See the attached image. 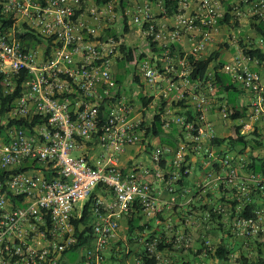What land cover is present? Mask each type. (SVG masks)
<instances>
[{"label":"built area","instance_id":"2783aa9c","mask_svg":"<svg viewBox=\"0 0 264 264\" xmlns=\"http://www.w3.org/2000/svg\"><path fill=\"white\" fill-rule=\"evenodd\" d=\"M117 1L0 0V264H61L78 242L72 219L82 216L85 203L99 185L114 200L95 198L93 242L84 248L83 257L86 264H103L108 248L119 237L121 218L137 210L136 204L145 219L159 223L165 205H175L179 192L189 193L179 181L183 166L191 160L186 162L190 150L211 168L199 187L215 182L225 193L237 188L240 211L252 185L264 189V177L246 170L249 159L245 154L218 153L202 143L219 134L210 118L214 107L228 117V105L215 104L212 72L204 80L189 79L187 56L202 53L221 31L219 22L225 10L217 0H197L190 12L189 0H180L171 27L157 23L149 0H131L127 7L129 23L143 27L145 37L139 53L146 56L125 60L146 85L142 94L149 98L150 86L158 88L170 104L187 99L195 116H171L166 108L164 128L171 129L172 122L179 126L177 147L154 148V171L140 174L123 168V154L142 140L147 126L141 100L122 87L125 80L134 81V75L129 80V75L117 70L125 58L123 40L108 33L122 17ZM253 7L254 13L264 15V2ZM236 10L240 11L238 6ZM149 35L162 53L153 51L149 56ZM183 35L190 36L192 45L182 56L171 45ZM243 58L239 52L221 71L250 94L242 132L257 129L264 133L263 76L244 65ZM118 74L124 76L121 84L116 80ZM11 96L9 109L2 112L3 99ZM167 153L173 159L163 167ZM150 174L152 180L146 178ZM158 182L170 194L168 201L161 200ZM11 195L19 200L13 201ZM229 209L225 201L214 212L228 214ZM263 213L260 209L255 217L236 216L233 232L264 243ZM211 218V212L203 217L205 221ZM186 223L196 226L194 219ZM166 232L143 238L144 250L156 257L157 264H170L160 244L181 251L193 241L192 235L175 232L173 224H168ZM134 264L144 263L136 259Z\"/></svg>","mask_w":264,"mask_h":264},{"label":"crops","instance_id":"0c3cea01","mask_svg":"<svg viewBox=\"0 0 264 264\" xmlns=\"http://www.w3.org/2000/svg\"><path fill=\"white\" fill-rule=\"evenodd\" d=\"M217 1L221 3L222 8L225 7L224 10H228L229 6H234L235 3H238L237 0ZM196 3L197 0H189L190 8L188 12L192 11L195 8L194 6ZM257 5H261V3H257L256 6ZM253 9L254 7L252 6V4L248 6H243V9L240 10L241 14L238 16L240 24L238 28H234L232 31H229L230 24H222L221 31L214 35L213 40L207 45L205 50L202 52V55L204 57H207L214 51L220 49V60L225 63L231 62L236 58V56L239 55V41L243 40V42L245 43L250 41L251 38L257 39L256 43L262 45L264 48V38L262 40L261 37L258 35V32L252 27V23L254 22L252 18L254 16ZM153 12L156 16L157 23H159L160 25L165 24L168 27H171L172 24H174L175 17H160V14L162 13V5L160 3L153 4ZM119 21L120 22H118L117 25L123 26V24H121V21H123L122 17ZM142 30L143 27L141 26L130 25V32L128 33V36L126 38L127 42L134 47H140L133 45L131 42H129V40L132 36L136 38L142 37L145 41V37L143 36ZM175 45H178V47H176L178 52H189L191 49L192 40L189 35H183L180 41L175 42ZM153 51L154 50L149 44V56L153 55ZM242 62L248 68L262 71L264 81V71L258 66V64H256V62L249 61L245 58L242 59ZM148 91L149 97L154 96V101L150 105L149 109H145L143 111V116L146 119L147 127L145 128L144 133L142 135V140L128 147L127 151L122 156L123 168H125V170L127 171L133 170L140 174L155 170L156 167L152 160V152L157 146L167 145L160 144V140L158 137H155L153 135H147L149 127L152 126L156 106L158 105L157 102L159 100L164 99L163 95H161L158 88H152L149 86ZM223 96L224 94L221 95V98ZM238 96L239 101L242 102L243 106H248L250 104L249 93L243 91ZM220 100V96H217L216 102L218 104H220ZM166 102L167 105L170 106H172V104L174 103L173 102L172 104H170L169 99H167ZM175 111H177V108L170 109V115H175ZM210 118L219 133L218 136L225 138L233 133L235 127L234 122L230 118L224 117L215 109V107ZM171 130H167V132L170 133L169 131ZM179 132L180 131L174 134V137L178 143ZM202 143L205 146L212 147V149L214 151H217L218 153L230 152L236 154V152L231 151V148L227 143L218 145L213 141H209L208 139H203ZM236 148V151H240L242 149V146H237ZM190 152V176L185 184L186 187L190 189L189 193L184 195L182 194V192H179V197L175 205H171V207L165 205L166 208H164V210L158 215V218L160 219L159 223L156 221V219L147 220L142 216L139 224L144 226V230L138 232L136 231L137 233H133L132 236L129 234L128 218H121L119 237L108 248L107 260L104 264H115L117 262L115 261L116 258H120L123 261H120V263L117 264H134L136 262L137 255L144 250L143 238L145 236H148L149 234H167L166 227L168 226V224L174 225L175 232H186L187 234L192 235L193 238L189 250L178 251L172 246L166 247L165 252L170 258V264H183V259L184 261L193 260L195 264H240L237 259L242 256L245 249L247 248V240L244 237L234 234L232 230L233 222L235 219V216L233 215L234 211L230 208L228 214L216 215L215 213H213V217L211 219L206 221L203 219L205 215V210L203 208L205 205L210 204L209 208H213L225 201H229V203H231V200L233 199L232 195H234V192L230 191L226 193V195L222 196V193L225 194V191L223 192L222 188L215 182H212L211 184L205 187H199V185H202L206 180L208 173L211 171V168L207 164H204V160L202 161L201 157L197 158L194 154V151L190 150ZM250 153V148H246L243 151V154H245L248 159ZM262 153L264 152L262 151ZM172 159V154H165L163 157V167H168L172 162ZM157 187L160 190L161 200L168 201L170 199V194L164 189L163 184L158 182ZM233 190L235 191V189ZM96 196H100L106 202H112L114 200L113 194H111L107 190H96ZM255 196H258L256 197L258 201L259 199L262 201L260 196H263V193L261 191L257 192ZM186 219L196 220V226H189L186 223ZM197 220H199V225ZM119 242L122 243L121 247ZM250 243L253 245L254 248L255 246L258 247V245L260 244L257 239H250ZM207 245L209 246V249L207 248ZM220 245H226L233 251L228 262L219 261L213 256V253H215V250ZM119 249H123V251H120ZM125 250L126 252H131L129 256H127V258L123 257L124 253L122 252H124ZM245 254H247L246 251ZM65 260H70L68 254L65 255L63 261ZM71 264H83V257H74L73 263Z\"/></svg>","mask_w":264,"mask_h":264},{"label":"trees","instance_id":"16d2710c","mask_svg":"<svg viewBox=\"0 0 264 264\" xmlns=\"http://www.w3.org/2000/svg\"><path fill=\"white\" fill-rule=\"evenodd\" d=\"M149 2L151 3L152 8H153V4L161 3V5L163 7V11L160 14L161 18L174 17L175 14L177 12H179L180 0H149ZM239 2L242 6H245V5L248 6L251 4H252V6H254L257 3H261V5H262L264 0H250L249 3H246L243 0H239ZM117 3H118L119 13L122 14L123 21H121V24H123V26L117 25L114 28H110V29H108V33H111L114 36H116L118 39L123 40V44H122L121 49H122V52H123L125 58L121 59V61H119V63H125L126 64L127 62H125V60L126 61H133L136 58L145 57L146 54L144 52L139 53L140 47L132 46L131 44H129L127 42V39H126L128 36V33L130 32V25H131L129 23L130 17L126 14V9L130 5V3H132V1L131 0H118ZM236 6H238L237 3H235L234 6L231 5L228 7V10H226V13H225L223 19H221L219 22L221 25L226 23V24H230L229 28H238V26L240 24L238 16L241 14V12L236 10ZM253 15L254 16L252 18H253L254 22L252 23V27L258 32V35L263 40V38H264V15L262 16L258 13L256 14V13H254V11H253ZM231 19H232V21H231ZM148 39H149V44H150L151 48L155 52L162 53L163 49L159 48L157 46V41H155L153 39V36L149 35ZM256 40L257 39H255V38H251L250 41L245 42V43L243 42V40H241V41H239L238 46L240 47L241 54H243L246 57V59H248L249 61L256 62V64H258V66L264 71V48L262 45L256 43ZM176 47H178V45H175V43H173L171 45V48L173 51L176 50ZM202 54L203 53H200L197 55L192 54V53L188 54L187 58H188L189 67H190V73H189L188 77L192 82H197L199 80H204L207 77V75L210 72H212L216 78V91H215L216 95H215V97L220 96V99H221L220 103H227L228 112H229L228 117L235 124L233 133L231 135H229L228 137H225V138L217 136L212 141L218 145H221L223 143H227L230 146L231 151L236 152V154H243V151L246 148H250L251 153L249 155V164L247 165L246 170L250 171V172L259 173L264 177V153H262V150L264 149V133H259L257 129H255L254 131L249 132L247 134H244L242 132V126H243L242 120L248 114L249 105L243 106L242 102L239 101L238 95L241 92H243V91L246 92V91L243 88H241L237 83H235L232 80L231 76H229L228 74L221 71V69L224 67V65L226 63L223 62L222 60H220V55H221L220 49L214 51L213 53H211L207 57H204ZM181 55L182 56L186 55V53L181 52ZM127 67H130V66H127ZM249 69H251V68H249ZM251 70L257 71V72L262 74V71H260V70H255V69H251ZM130 73L132 75H134V77H133L134 81L138 82L143 88H145L146 85L141 80L140 75L138 73H136L135 68H134V72H130ZM116 80L119 84H121L124 80V76L121 74H118V75H116ZM223 94H224V96L221 98V95H223ZM13 98L14 97L11 96V97L3 99L2 109H1L2 112H5L9 109V104ZM139 99L141 100L144 108L149 109L150 105L154 101V96L147 98L143 94H141ZM215 104L218 105L217 102H215ZM156 107H157V109L155 111V116H154L153 121H152V126L149 127L147 135L148 136L153 135L155 137H158L160 140V144H167V145H170L173 147H177L178 142L175 139L174 134L178 133L179 126L176 123L172 122L171 123V129L172 130L169 129L171 131H169L170 133H168L167 130L164 128L163 112L165 111L166 108H169V109L177 108V111H175V115H188L189 119H194V116H195L194 110L192 109L191 105L187 102V99L174 102L172 104V106L167 105L166 100L162 99L160 105H158ZM215 108H216V106H215ZM237 146H242V149L240 151H236ZM188 160H190V155L186 156V162ZM163 163L164 162H162V166H163ZM189 167H190V165H187V166L184 165L183 166V176H182L181 180L179 181V184H182V185L186 184V182L190 176V173L189 172L184 173V172ZM146 178L152 180L153 174L146 175ZM101 188H103V186L99 185L96 188V190L101 189ZM96 190L92 193L90 198L85 203L82 216L80 218L74 217L72 219V225L74 226L75 235L78 238V242L71 249H69L65 253V255L67 253H69L70 251H77L79 249L84 250L85 247H89L90 245H92L93 240H92V235H91L92 234L91 207L95 201V198L97 197L96 196ZM237 190L238 189L235 188L234 195H232L233 199L231 200V203H229V201H227V203H229V207L234 211L233 215L235 217L240 216V215L245 216V217H255L257 215L258 210L264 209V189H260V187L258 185H252L249 200L245 203V206L242 209V211L237 209L239 206V202L235 198V195H236L235 192H237ZM260 191L263 193V196H260L262 201L260 199L258 201L256 198L258 196H255L256 193L260 192ZM226 193H228V191ZM226 193L225 194L222 193L223 194L222 196L226 195ZM11 197H12V200L15 202L17 200H19L18 198L13 197L12 195H11ZM135 206H136L137 210L133 211L130 215L127 216L128 224H129L128 229H129V234L131 236L133 235V233H137L138 231L144 230V226L139 224V222L142 218L141 210L137 204ZM209 206H210V204L204 206V208H203L205 210L204 214L206 212H211L212 217H213V213H215L216 215L222 214L219 212H214L215 207L209 208ZM211 206H214V205H211ZM263 218H264V213H263ZM234 234H236V233H234ZM150 236H154V235L152 234ZM246 240H247V244H246L247 248L245 249V251L247 254H245V251H244L242 256L240 258H238L237 261L240 264H264V250H263L264 243L259 241L260 244L258 245V247L255 246V248H254L253 245L250 243V239L246 238ZM119 243H120V247H121L122 243L121 242H119ZM168 246H172V245L171 244L167 245V244L163 243V244H160L159 249L164 250ZM207 248L209 249L208 245H207ZM189 249H190V247L187 250H189ZM121 250L123 251V249H121ZM181 251H185V250H181ZM232 253H233V251L229 247H227L226 245H220L215 250V253H213V256L215 258H217L219 261H227L228 262L230 260V256L232 255ZM126 254H128V252H126V250H125L123 255L125 257H127ZM137 259L142 261L144 264H157L156 257H149L145 250H143L141 253H139L137 255ZM106 260H107V253H106ZM106 260L104 261V263L106 262ZM109 260H110V258H109ZM120 260H121L120 258L115 259V261H117V262ZM121 262H123V261L121 260ZM181 262H182V260H181ZM62 263H63V261H62ZM83 264H86L85 257H83ZM183 264H195V262L193 260L184 261V259H183Z\"/></svg>","mask_w":264,"mask_h":264},{"label":"rangeland","instance_id":"374dc122","mask_svg":"<svg viewBox=\"0 0 264 264\" xmlns=\"http://www.w3.org/2000/svg\"><path fill=\"white\" fill-rule=\"evenodd\" d=\"M237 1H238V3H237L238 6L240 7L239 9H243V6L240 4L239 0H237ZM225 11H226V9H225ZM233 29L234 28H230L229 31H232ZM131 38H130L129 42H131L133 45L140 46V47L142 46V44L144 42V38H142V37L136 38V37H132V36H131ZM117 70L119 71V73L123 74L124 76L129 75V80H132L131 77H133V76L130 73V72H134V67L132 65L130 67H127L125 63H119V65L117 66ZM122 84H123L122 85L123 89L127 93L130 94V93L134 92L136 94V96H138V98H140V95L143 93V90L147 88L146 86H145V88H143L138 82H135V81H130L129 82V81L125 80ZM77 154H78V152H75V155H77ZM197 173H198V171H197ZM79 207L82 208L83 207V203H81L79 205ZM130 253L128 252V254H126V255L128 256ZM67 254L70 257V260H65V261H63L62 264H71V263H73V258L74 257H78V258L82 257L83 254H84V250L80 249V250H77V251H70ZM123 257H125V256L123 255ZM125 258H127V257H125ZM120 261L116 262L115 264L120 263Z\"/></svg>","mask_w":264,"mask_h":264}]
</instances>
